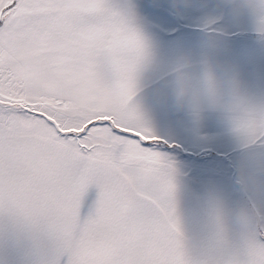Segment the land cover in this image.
<instances>
[{
  "label": "snow or ice",
  "instance_id": "1",
  "mask_svg": "<svg viewBox=\"0 0 264 264\" xmlns=\"http://www.w3.org/2000/svg\"><path fill=\"white\" fill-rule=\"evenodd\" d=\"M147 55L131 3L0 0V222L31 264H264V226L186 249L175 166L133 103ZM233 131L264 141V111Z\"/></svg>",
  "mask_w": 264,
  "mask_h": 264
},
{
  "label": "crops",
  "instance_id": "2",
  "mask_svg": "<svg viewBox=\"0 0 264 264\" xmlns=\"http://www.w3.org/2000/svg\"><path fill=\"white\" fill-rule=\"evenodd\" d=\"M116 2L123 3L122 0ZM143 18L141 12L136 13V26L146 44L148 55L154 57L155 66L149 73H138L133 103L139 106L161 143L198 149L199 141L204 140L215 146V155L224 157L218 162L220 170L209 172L213 174L176 172V216L179 228L186 249L193 257H199L214 242V216L218 209L224 210L223 228L229 241L239 242L241 229L228 215V210L245 198L236 184L239 159L244 158L248 162L256 177V198L264 202V141L241 146L232 156L226 157L222 151L225 146L232 145L227 141V136L234 132L233 125L220 120L216 114L205 113L197 122L175 112L163 95L167 72L182 51H200L203 33L169 34L155 31ZM224 39L229 57L241 67L250 84L253 96L250 111H264V41L228 36ZM199 130L204 132L193 139L191 131ZM94 199L95 191L92 190L85 202V213L88 203ZM32 259L29 248L13 234L11 226L7 222H0V264H31Z\"/></svg>",
  "mask_w": 264,
  "mask_h": 264
},
{
  "label": "clouds",
  "instance_id": "3",
  "mask_svg": "<svg viewBox=\"0 0 264 264\" xmlns=\"http://www.w3.org/2000/svg\"><path fill=\"white\" fill-rule=\"evenodd\" d=\"M188 0H170L171 9L177 14ZM218 15H208L201 25L203 33L200 51L186 50L179 53L167 72L164 82V98L177 113L199 122L205 113L233 126L250 111L253 96L249 82L241 67L228 55L225 31L217 27L222 16L238 22L249 18L252 30L264 41L258 31L264 21V0H215ZM155 66L154 57L147 55L139 66V73H149ZM236 184L244 199L228 210L232 222L241 234L264 226V202L256 198V177L246 159L236 165ZM224 210L218 209L214 222L223 224Z\"/></svg>",
  "mask_w": 264,
  "mask_h": 264
},
{
  "label": "rangeland",
  "instance_id": "4",
  "mask_svg": "<svg viewBox=\"0 0 264 264\" xmlns=\"http://www.w3.org/2000/svg\"><path fill=\"white\" fill-rule=\"evenodd\" d=\"M122 2L131 3L136 13L141 12L143 19L151 29L169 34L202 33L200 29L204 18L210 14L218 15L215 11V0H188V6H182L178 14L171 9L170 0H122ZM216 26L223 28L225 36L228 37L260 40L252 30V22L247 17L234 22L222 16L217 20ZM201 132H204V130L191 131L192 138L199 137ZM192 138L190 139L192 140ZM227 139L232 145L224 147L222 155L226 157L232 156L234 151L241 146L253 144L240 139L234 132L231 133V136H227ZM199 143L200 146L197 145L198 149L193 146L176 147L163 143H160L159 149L171 159L176 172H180L178 174H193L192 172L202 175L213 174L209 172L218 171V162L224 157L215 155V152H217L213 149L215 146L208 141L203 140Z\"/></svg>",
  "mask_w": 264,
  "mask_h": 264
}]
</instances>
